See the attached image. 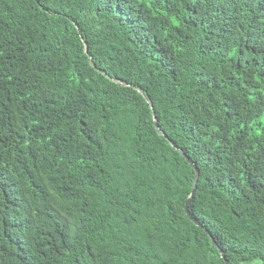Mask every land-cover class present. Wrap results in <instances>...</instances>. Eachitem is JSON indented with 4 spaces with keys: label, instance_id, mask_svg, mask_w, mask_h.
I'll list each match as a JSON object with an SVG mask.
<instances>
[{
    "label": "trees",
    "instance_id": "trees-1",
    "mask_svg": "<svg viewBox=\"0 0 264 264\" xmlns=\"http://www.w3.org/2000/svg\"><path fill=\"white\" fill-rule=\"evenodd\" d=\"M219 248L264 264V0H0V264Z\"/></svg>",
    "mask_w": 264,
    "mask_h": 264
},
{
    "label": "water",
    "instance_id": "water-1",
    "mask_svg": "<svg viewBox=\"0 0 264 264\" xmlns=\"http://www.w3.org/2000/svg\"><path fill=\"white\" fill-rule=\"evenodd\" d=\"M176 148L178 149V147H176ZM182 153H183L184 155H186L184 152H182ZM187 159H188L189 162H192L191 159H190L189 157H187ZM193 166H194L195 169H196L195 181H194V187H193V190H192L191 196H190V198H189V200H188V202H187V204H186V206H185V210H186V213L189 215V217L191 218L192 221H194L196 224L202 226V224H201V223H200L195 217H193V216L191 215V212H190V209H189V204H190V202H191V200H192V198H193V196H194V194H195V192H196V189H197V182H198L199 175H200V170H199V168H198L195 164H193ZM210 236H211L212 240L215 242L214 237H213L211 234H210ZM215 244L217 245L216 242H215ZM217 246H218V245H217ZM219 249H220V248H219ZM220 251H221L222 257L226 260L225 253H224L221 249H220ZM226 264H228V261H227V260H226Z\"/></svg>",
    "mask_w": 264,
    "mask_h": 264
},
{
    "label": "rangeland",
    "instance_id": "rangeland-1",
    "mask_svg": "<svg viewBox=\"0 0 264 264\" xmlns=\"http://www.w3.org/2000/svg\"><path fill=\"white\" fill-rule=\"evenodd\" d=\"M241 264H263V263L260 259H257V260L251 261V262L244 261Z\"/></svg>",
    "mask_w": 264,
    "mask_h": 264
}]
</instances>
